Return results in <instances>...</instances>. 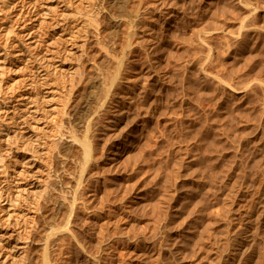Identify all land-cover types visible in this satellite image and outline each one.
Instances as JSON below:
<instances>
[{
  "label": "rangeland",
  "instance_id": "rangeland-1",
  "mask_svg": "<svg viewBox=\"0 0 264 264\" xmlns=\"http://www.w3.org/2000/svg\"><path fill=\"white\" fill-rule=\"evenodd\" d=\"M0 132V264H264V0H0Z\"/></svg>",
  "mask_w": 264,
  "mask_h": 264
},
{
  "label": "bare ground",
  "instance_id": "bare-ground-1",
  "mask_svg": "<svg viewBox=\"0 0 264 264\" xmlns=\"http://www.w3.org/2000/svg\"><path fill=\"white\" fill-rule=\"evenodd\" d=\"M160 1H161V0H160ZM73 37H74V36H73ZM83 45H84V44H83ZM56 124H57V123H56ZM56 124H55V125H56ZM59 124H60V123L57 124L58 127H59ZM62 125H63V124H62ZM60 126H61V125H60ZM56 129H57V127H56ZM56 129H55V130H56ZM60 130H61V128L58 129L57 131H54V132H58V133L60 132V134H63V133H62L63 131H60ZM69 132H70V134H71V131H69ZM0 133H1V132H0ZM2 133L6 134V133H5V130H3ZM52 133H53V131H52ZM44 134H46V133H44ZM44 134H43V135H44ZM55 134H56V133H55ZM43 135H42V136H43ZM58 135H59V134H58ZM63 135H66V133L63 134ZM63 135H61V136H63ZM6 136L8 137L7 140H9V139L11 138V135L8 134V131H7V135H6ZM50 136H51V135H50ZM55 136H57V134H56ZM51 137H53V136H51ZM57 137H58V136H57ZM63 137H64V136H63ZM38 138H39V140H40L41 137H38ZM45 138H48V139H49L50 137L48 136V137H45ZM54 138L56 139V137H54ZM41 140L43 141V142H40L41 146L44 145L43 147H46L47 145H49V143H48L49 141L47 140V141H48V142H47V141L44 139V137H43ZM52 140H53V138H52ZM56 140L58 141V139H56ZM57 141H56V143H57ZM33 142H34V141H33ZM54 142H55V140H54ZM38 143H39V142H38ZM56 143H54V144H56ZM40 144H39V145H40ZM50 144H52V142H51ZM84 144H85L84 147H85V152H86V153H85V154H86L85 157L88 159V158H89V155H90V152H91V146H90L89 142H87V141H86ZM50 146H51V145H50ZM56 146H57V145H56ZM56 146L54 145V146H52V147H54V149H55ZM47 147H48V150H49V148L52 149V147H49V146H47ZM41 148H42V147H41ZM56 148H57V147H56ZM46 149H47V148H46ZM41 150H43V149H41ZM48 150H47V151H48ZM52 150H53V149H52ZM44 151H45V150H44ZM54 151H56V153H57V150H56V149H55ZM58 151H59V149H58ZM42 152H43V151H42ZM45 152H46V151H45ZM45 152H44V154H46L47 156H48V154L51 153V151H50V152L48 151L49 153H45ZM56 153H55V155H56ZM41 154H42V153H41ZM44 154H43V155H44ZM51 154H53V155H51V156H52L51 159L55 160L56 157L54 156L53 151H52ZM0 155H1V153H0ZM43 157H44V156H43ZM48 157H49V156H48ZM53 157H55V158H53ZM46 158H47V157H46ZM46 158H45V159H46ZM48 159H49V158H48ZM48 159H47V160H48ZM51 159H50L49 161H51ZM87 159H86V161H89V160H87ZM89 159H90V158H89ZM47 160H44V159L42 158V161H47ZM53 160H52V161H53ZM56 161H57V159H56ZM50 163H51V162H50ZM55 163H56V162H55ZM55 163H54V164H55ZM86 163H87V162H86ZM43 164H44V163H43ZM54 164H52V166H53ZM56 165H57V164H56ZM46 166H50L51 168H53L50 164H49V165H46ZM4 167H5V166H4ZM55 167H56V166H55ZM46 168H47V167H45V169H46ZM56 168H57V167H56ZM42 169H43V168H42ZM48 169H49V167H48ZM48 169H47V170H48ZM47 170H46V172H47ZM49 170H51V169H49ZM49 170H48V171H49ZM54 170H56V169H54ZM58 170H59V169H58ZM42 172H43V171H42ZM55 172H56V171H54V173H55ZM58 173H59V171H58ZM69 173H70V172H69ZM50 174H51V173H49V176H50ZM52 174H53V172H52ZM56 174H57V173H56ZM60 174H61V173H59V175H60ZM70 174L72 175V173H70ZM46 175L48 176V173H47ZM59 175H58V176H59ZM47 176H46V177H47ZM54 176L58 179V177H57L55 174H54ZM54 176H53V177H54ZM60 176H61V175H60ZM8 177H9V176H8ZM50 177H52V176H50ZM9 178H10V177H9ZM43 178H44V176H43ZM6 179H8V178H6ZM39 179H40V178H39ZM47 179H50V178L48 177ZM53 179H54V178H53ZM41 180H42V177H41ZM58 180H59V179H58ZM81 180H82V178H81ZM10 181H11V179H10ZM44 181H46L45 178H44ZM60 181H63V180H60ZM7 182H8V181H7ZM39 182H40V181H39ZM39 182H38V183H39ZM42 182H43V181H42ZM42 182H40V183H42ZM47 182H48V181H46L45 183H47ZM82 182H83V181H80L79 183H82ZM9 183H10V182H9ZM58 183H59V181H58ZM82 184H83V183H82ZM8 185H9V184H8ZM45 185H46V184H45ZM12 186H13V185H12ZM39 186H40V187L42 186V187H44V188L41 189V191H42V195H41V192L39 193V195H40V197L42 198V200L40 201V203H38L39 211H40V212H38V213H41V217H47V214L45 213V211H46V209H47V208H46V207H47L46 204H48V203H45V202H46V197L49 195V194L47 195V193H49V192L46 193V190H48V189H46V186H47V188H48V185L43 186V185L41 184V185H39ZM69 186L72 187L71 185H69ZM82 187H83V186H82ZM8 188L11 189V187H8ZM68 188H69V187H68ZM10 189H9V190H10ZM20 189H21V188H20ZM70 189H72V188H70ZM70 189H69V190H70ZM81 189H82V188H81ZM21 190H22V189H21ZM39 190H40V189H39ZM70 191L72 192V190H70ZM5 192H6V191H5ZM19 192H22V191H19ZM19 192H18V190H17V197L20 195ZM3 193H4V191L1 190V187H0V200H2L3 196L5 197V193H4V194H3ZM18 193H19V194H18ZM69 194H70V193H69ZM71 194H72V193H71ZM21 195H22V194H21ZM21 195H20V196H21ZM46 195H47V196H46ZM23 197H25V196H23ZM23 197H22V199H23ZM67 197H68V196H67ZM5 198H6V197H5ZM18 198H19V197H18ZM26 198H27V197H26ZM41 198H40V199H41ZM48 198H49V197H48ZM48 198H47V199H48ZM19 199L21 200V198H19ZM38 199H39V198H38ZM65 199H67V198L65 197ZM70 199H71V198H70ZM12 200L17 201L16 197H15L14 199H12ZM24 200H26V199H24ZM48 200H49V199H48ZM9 201H10V200H9ZM15 201H14V202L12 201L13 206H15V205L17 204V202H18V201H17L16 204L14 205ZM27 201H28V200H27ZM83 201H84V200H83ZM85 201H86V200H85ZM85 201H84V202H85ZM29 202H30V201H29ZM8 203H9V202H8ZM22 203H23V202H22ZM34 203H37V202H34V201H33V205L30 203V204H31L30 206H36V205H37V204L34 205ZM70 203H71V201H70ZM85 203H86V202H85ZM85 203H84V205H85ZM19 204H21V202H19ZM19 204H17V205H19ZM24 204H25V201H24ZM71 204H72V203H71ZM21 205H22V207H23V204H21ZM25 205H26V204H25ZM82 205H83V204H82ZM84 205H83V206H84ZM19 206H20V205H19ZM57 206H58V205H57ZM10 207H12V206H10ZM10 207H9V205H8L9 210H10ZM15 207H16V206H15ZM24 207H25V206H24ZM26 207H27V206H26ZM80 207H81V205H80ZM84 207H85V206H84ZM8 208H7V209H8ZM20 208H21V207H20ZM32 208H33V207H32ZM32 208H31V209H32ZM28 209H29V207H28ZM36 209H37V206H36ZM56 209H57V208H56ZM14 210H15V209H14ZM24 211H25V210H24ZM26 211H28V210H26ZM26 211H25V212H26ZM31 211H32V210H31ZM47 211H48V210H47ZM12 212L15 214L17 211L15 210V212H14V211H12ZM12 212L9 214V215H10V216H9L10 218L12 217ZM25 212H24V213H25ZM29 212H30V210H29ZM33 212H35V211H33ZM24 213H23V214H24ZM17 214H18V212H17ZM17 214H16V216H17ZM30 214H31V213H30ZM44 214H46V216H44ZM18 215L20 216L21 214H18ZM34 215H35V213H34ZM39 215H40V214H39ZM22 216L24 217V215H22ZM22 216H20V217H22ZM25 216H26V215H25ZM23 217H22V218H23ZM26 217H27V216H26ZM26 217H25V218H26ZM31 217H33V215H30L29 217H27L26 220H28V218H31ZM41 217H40V218H41ZM17 218H19V217L17 216ZM53 218H54V216H53ZM0 219H1V218H0ZM2 219H3V218H2ZM2 219H1V220H2ZM5 219H7V217H6ZM5 219H4V220H5ZM19 219H20V218H19ZM45 219H47V221H48V218H45ZM1 220H0V230L2 229L1 227H2V224H3V223L1 224ZM17 220H18V219H17ZM23 220H24V218H23ZM32 220H33V218H32ZM43 220H44V219H43ZM260 220H262V218H261ZM8 221H9V220H6V222H8ZM45 221H46V220H44V222H45ZM2 222H3V221H2ZM9 222H10V221H9ZM17 222H18V221H17ZM19 222H21V221H19ZM25 222L28 224L27 221H25ZM29 222H30V221H29ZM4 223H5V222H4ZM11 223H12V222H11ZM23 223H24V222H23ZM32 223H33V222H30V224H32ZM19 224H20V223H17V226H19ZM21 224H22V223H21ZM30 224H29V225H30ZM44 224H45V223H44ZM3 225H5V224H3ZM15 225H16V224H15ZM25 225H26V224H25ZM29 225H28V226H29ZM10 226H11V225H10ZM12 226H13V225H12ZM8 227H9V225H8ZM19 227L21 228V226H19ZM26 227H27V226H26ZM32 227H33V226H31V228H32ZM246 227H247V226H246ZM9 228H10V227H9ZM7 229H8V228H7ZM10 229H11V228H10ZM25 229H26V228H24V230H25ZM29 229H30V228H29ZM32 229H33V228H32ZM32 229H31V230H32ZM35 229H36V228H35ZM35 229H34V230H35ZM2 230H3V229H2ZM22 230H23V229H22ZM5 231H6V230H5ZM5 231H4V232H5ZM20 231H21V230H20ZM20 231H19V232H20ZM35 231H36V230H35ZM23 232L26 233V231H23ZM33 232H34V231H32V234H33ZM52 232H53V231H52ZM54 232H55V230H54ZM54 232H53V236H55V233H54ZM1 233H2V232H1ZM25 233H22V234L26 235ZM27 233H28V232H27ZM30 233H31V232H30ZM244 233H245V231H244ZM34 234H35V233H34ZM50 234H51V233H50ZM56 234H57V233H56ZM246 234H247V233H246ZM28 235H29V234H28ZM244 235H245V234H244ZM3 236H4V235L2 234V235L0 236V238L3 237ZM9 236H10V235H8V237H9ZM21 236H22V235H21ZM21 236H15V238H16V237H20V238H21ZM50 236H51V235H50ZM50 236H48V237H50ZM10 237H11V236H10ZM22 237H23V236H22ZM51 237H52V236H51ZM4 238H5V237H4ZM61 238H62V237H61ZM48 239L50 240V238H48ZM51 239H53V238H51ZM54 239H56V238L54 237ZM57 239H58V238H57ZM1 240H3V239H1ZM1 240H0V241H1ZM6 240H8V239H5V241H6ZM23 240H24V239H23ZM46 240H47V239H46ZM49 240H47V241H49ZM59 240H60V239H59ZM61 240L63 241L64 239L62 238ZM15 241H17V238L15 239ZM47 241H46V242H47ZM62 241H60V242H62ZM3 242H4V241H3ZM6 242H7V241H6ZM8 242H9V240H8ZM23 242H24V241H23ZM49 242H50V243H52V242L54 243L55 241H54V240H50ZM18 243H19V240H18ZM20 243H21V241H20ZM26 243H27V242H26ZM53 243H52V244H53ZM56 243H57V240H56ZM56 243H55V244H56ZM5 244H6V243H5ZM5 244H4V245H5ZM8 244H10V242H9ZM15 244H16V245H15ZM24 244H25V243H24ZM24 244H23L22 246H24ZM52 244H50V245H51V247L53 248V247H54V244H53V246H52ZM6 245H7V244H6ZM59 245H60V244L58 243V246H59ZM61 245H63V242H62ZM20 246H21V245H17V243L14 242V246H13L12 250L14 249V247H15V248L17 247V248H18L17 250L20 252L21 249L23 250V247H20ZM25 246H26V245H25ZM45 246H46V245H45ZM47 246H49V245L47 244ZM47 246H46V247H47ZM11 247H12V246H11ZM55 247H56V246H55ZM55 247H54V248H55ZM54 248H53V250H54ZM58 248H61V247L59 246ZM9 249H10V248H9ZM24 249H25V248H24ZM46 249H48V248H46ZM15 250H16V249H15ZM53 250H52V252H53ZM58 250H59V249H58ZM54 251H55V250H54ZM56 251H57V248H56ZM56 251H55V252H56ZM242 251H243V248H242ZM46 252H47V250H46ZM48 252H49V251H48ZM55 252H54V253H55ZM1 253H2V252H0V254H1ZM242 253H244V251H243ZM47 254H48V253H47ZM45 256H46V253H45ZM6 258H7V257H6ZM46 258H47V257H46ZM46 258H45V261H47L46 263H47V264H50V263H48V261H50V260H49V259L47 260ZM242 259H243V258H242ZM5 261H6V260H5ZM249 261H250V259H249ZM238 262H239V261H238ZM241 262H242V261H241ZM247 262H248V261H247ZM247 262H246V263H247ZM252 262H253V261H252ZM1 263L3 264L4 262H1ZM243 263H244V261H243ZM246 263H244V264H246ZM249 263H250V262H249ZM239 264H240V263H239ZM247 264H248V263H247Z\"/></svg>",
  "mask_w": 264,
  "mask_h": 264
}]
</instances>
